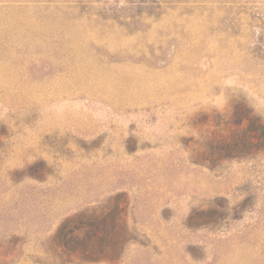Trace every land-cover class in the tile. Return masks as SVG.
Instances as JSON below:
<instances>
[{"label": "rangeland", "instance_id": "1", "mask_svg": "<svg viewBox=\"0 0 264 264\" xmlns=\"http://www.w3.org/2000/svg\"><path fill=\"white\" fill-rule=\"evenodd\" d=\"M264 0H0V264H65L124 208L116 261L264 264ZM252 135V134H250Z\"/></svg>", "mask_w": 264, "mask_h": 264}, {"label": "trees", "instance_id": "2", "mask_svg": "<svg viewBox=\"0 0 264 264\" xmlns=\"http://www.w3.org/2000/svg\"><path fill=\"white\" fill-rule=\"evenodd\" d=\"M248 135L253 144L264 142V123L247 115ZM252 134V135H250ZM114 201L106 209L77 212L66 217L50 242L53 256L67 263L116 261L130 239L125 212Z\"/></svg>", "mask_w": 264, "mask_h": 264}]
</instances>
